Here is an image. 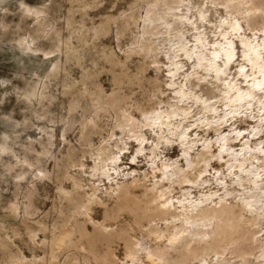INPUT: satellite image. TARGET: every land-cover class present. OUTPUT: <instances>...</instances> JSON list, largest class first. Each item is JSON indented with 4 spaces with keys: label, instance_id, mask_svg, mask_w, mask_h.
<instances>
[{
    "label": "bare ground",
    "instance_id": "1",
    "mask_svg": "<svg viewBox=\"0 0 264 264\" xmlns=\"http://www.w3.org/2000/svg\"><path fill=\"white\" fill-rule=\"evenodd\" d=\"M214 1L212 0L213 6ZM224 1L231 7L234 6L230 0ZM23 10L36 16L48 13L46 7H26ZM211 15L209 7L197 6L195 0H167L161 5L154 4L147 9L143 23L137 21L135 14L124 22L127 27L135 25L138 28L129 47L123 50L124 60L112 50L104 51L106 58L120 66L126 77L129 76L125 68L128 61L144 49L151 52L158 47L167 60L169 77L165 84L172 93L167 100H161L157 107L147 108L141 104L143 100L140 103L136 101L137 98L134 99L125 92L122 81L119 80L116 83L119 86L111 90V99L105 105L113 110H122L124 120H117L118 126H128L138 141L131 161L137 163L138 154H142L149 159L148 168L123 166L122 153L125 154L129 142L122 140L121 136L120 139H114L112 135L101 136L98 142H94L93 136L97 129L93 128L98 124L97 117L99 118L101 107L89 124L80 129V139L84 146L79 149L80 154H77L78 149L74 146H70L61 157L54 154L53 148L57 145V133L54 129H42L39 137L30 135L31 138L21 144V158L6 140L0 144V157L8 154L19 158L18 161L15 160L26 166V172L32 173L33 178H49L53 173L57 184H61L62 180H68L71 184L65 186L63 183L60 189L65 201L54 209L60 226L52 236V241L46 243L44 239L37 240L46 256L57 258L54 252L60 242L72 251L71 254L68 253L64 264H128L121 261L116 253L115 243L122 240L125 257L133 261V264H189L191 259H198V264H264V235L258 233L255 238V234H250V228L264 225V135L250 139V135L255 136L264 127V114L261 113H264V34L248 35L244 30L247 25L244 27L241 18H232L230 14V18L220 19L219 31L215 28L219 32L218 38L214 36V39H210L208 25L213 21ZM259 17L253 11L244 15L245 22ZM107 21L108 19L101 21L90 30L97 34L105 28ZM42 24V21L37 23L38 26ZM187 30H194L191 32L192 39L187 35ZM217 32L214 33L218 34ZM58 36L59 33L56 32V39L60 37ZM47 38L53 39L55 36L50 34ZM36 41V37L32 36L24 41V46L32 52L42 51L46 55L53 52L41 49ZM157 55L152 59L156 68L160 61ZM181 55L190 61V69L180 59ZM234 65L236 68L233 71ZM59 66V62L54 61L47 76L56 75ZM141 69L144 68L141 66ZM156 79L155 83H158L159 80ZM37 81L31 84L25 94L28 101L32 102L35 98L33 86ZM127 82L129 85L130 82ZM74 86L75 83H71L66 91H77L73 89ZM153 88L151 90L154 94L163 93L160 85L156 84ZM102 89L99 84L96 85V90H89L84 85L78 91L98 96ZM255 107H258L261 114L254 113ZM135 109L140 112V117L134 114ZM245 116L258 121L251 125L248 135L244 134L248 127L236 126L237 119ZM229 120L233 121L226 130L224 126ZM195 126L203 127L206 134L209 130L215 131V139L201 134L198 129H194ZM144 127L150 128V136ZM65 132L63 129L64 140ZM121 135L123 137L122 133ZM240 137V147H236L235 141ZM173 141L180 145L181 160L160 154L161 144ZM92 145H96L93 155L89 151V146ZM87 154L93 161L88 177L78 173L81 170L67 172L68 167L83 169ZM49 155L54 160L53 171L47 166L46 169L38 166L44 164ZM31 157L33 159L29 161ZM213 158L219 159L218 162L220 159L225 161V173L221 170L222 165L219 166L221 171L213 165ZM210 168L214 169L213 179H216L217 188L208 186L200 189L198 195L195 194L193 186L198 188L211 180L207 176L211 173ZM95 176L105 177L109 184L100 185L98 181L96 184L91 179ZM185 183L190 186H184ZM176 185L181 189L179 195L174 194ZM35 192L36 185L32 184L26 194L29 207L33 204ZM82 208L85 210L84 216L78 218L76 213ZM155 215L173 226L174 231L164 234L157 233L158 230L152 228L144 232ZM89 222L92 223L91 226ZM245 225L249 228L246 231ZM135 230L154 234L152 242H149V246L138 258L131 252L139 235H133L132 231ZM29 234L32 239L37 235L33 230ZM7 238L4 237L1 241L3 255L6 257L0 264L46 263V258L38 260L35 255L28 258L25 254H20L22 250L20 253L14 251L10 238ZM249 242L257 247L258 254L256 252L251 255L252 252L244 251ZM56 262L53 264H57Z\"/></svg>",
    "mask_w": 264,
    "mask_h": 264
},
{
    "label": "rangeland",
    "instance_id": "2",
    "mask_svg": "<svg viewBox=\"0 0 264 264\" xmlns=\"http://www.w3.org/2000/svg\"><path fill=\"white\" fill-rule=\"evenodd\" d=\"M166 1L167 0H0V144L6 140L10 145H13L12 147L20 157L23 156L21 144L27 142V140L31 138L30 135H32V137H39L42 134V129H54L57 133V145L53 148L54 154L61 157L67 153L70 146H74L78 149L77 154H80L79 149L84 147L80 139V129L83 128V125L89 124L92 120V116L95 115L97 111H99L97 109L101 107L102 110L98 112L99 118L97 117L98 124L93 128L97 129V133L93 136L94 142H98L101 136L108 137L112 135L114 139H120L119 137L121 136L122 140L129 142L125 154L122 153V156H124V165H122L124 167L136 166L148 168L149 159L142 154H138L137 163H132L131 161L138 141L135 139V133L128 126H118L117 120H124L122 110L120 108L113 110L108 107L109 105H105H107V101L111 99L109 95L111 90L119 86L116 84L119 80L122 81L125 92L131 94L134 99L137 98L138 100L136 99V101L140 103L143 100L141 104L145 105L147 108H151L152 106L157 107L161 100H167L170 95H172L171 89L165 84L169 77L167 74V60L158 47L151 52L144 49L134 54L128 61L125 68L128 70L129 76L126 77L120 66L114 65L106 58L104 51L112 50L117 57L124 60L125 53L123 50L129 47L132 38L138 31L137 26L132 25L127 27L124 22L128 17L135 14L137 21L143 23L144 15L149 7L154 4L161 5ZM195 1L197 6L209 7L212 11L211 20L213 21L208 25V37L210 39L218 38L219 32H217V30L220 29L218 27L220 19L222 21L227 17L241 18L242 21H240L243 26L245 27L247 25L244 30L248 35L256 34L261 36L262 34L263 36L264 34V0H230V3L234 4L233 7L224 0H213L215 2L214 6L212 0ZM210 4L212 6H210ZM24 7H46L48 13H41L37 15V17L23 10L25 9ZM216 9L217 11H215ZM252 11L253 14L260 15V17L250 20V22L247 21L248 23L245 22L244 15L252 13ZM214 12H216V14ZM228 15H230V17ZM38 18H40L43 24H46L40 25L41 27L38 26L37 23L41 22ZM107 19L108 21L105 28L100 30L97 34H94V32L90 30L94 25H99L101 21ZM212 24H214V26ZM215 28L217 30H215ZM193 31L194 30H189L187 32V35L189 37L191 36V39L193 38L191 34ZM56 32H58L60 36H58L59 38L57 39ZM50 34L52 37L55 36V38L48 39L47 37ZM32 36L36 37L37 45L41 47V49L53 52L46 55L43 54L42 51L32 52V50L30 51V49L26 48L24 46V41L30 39ZM238 45L240 54L241 48L239 43ZM156 54H158V60L161 61L158 63V68H156L152 60L153 56ZM180 59L186 64V68L190 69V61L184 58L183 55L180 56ZM54 61L59 62V71L56 75L48 77L47 75ZM142 64H145V66ZM141 66L144 69H141ZM235 68L236 65L233 66V71ZM155 79L159 80L157 81L158 83H155ZM36 80L38 81L33 86L35 98L31 102L26 99L25 94L31 87V84ZM127 81L130 82L129 85ZM71 83H75L73 89L77 91L69 93L66 89ZM154 83L155 85L158 84L161 86L163 93L154 94ZM98 84L103 87L102 92L98 96L90 94L89 92L81 93L78 91V89H81L84 85L87 86L89 90H96V85ZM151 88H153V90H151ZM152 94H154L153 99H151ZM146 99H149V101H144ZM254 113L257 115L261 113L264 114L263 112H258V107H255ZM134 114L137 117L141 116L140 112L136 109L134 110ZM232 121L233 120H229L224 126L226 130L230 128ZM254 122L258 123L256 118L245 116L244 118L237 119L236 126L238 125L240 128L248 127L249 129L247 128L244 132V134L248 135V131L252 129L251 125L255 124ZM263 123L264 122H262V124ZM137 128L139 129V127L136 126V129ZM63 129L66 130V140L62 137ZM143 129H145L148 136H150L148 130L150 128L144 127ZM194 129H198L201 134L211 136L215 139V131L209 130L206 134L201 126H195ZM262 129L263 131H260V133H257L255 136H253V134L250 135V139H257V137L263 136L264 127H262ZM241 137L235 141L236 147H240ZM92 147L93 145L89 146V151L93 155L96 145H94V149ZM160 150L161 155L166 154L167 156L179 160L182 158L180 145L176 141L161 144ZM50 156L51 155L46 158L44 164L38 166L44 169H46L47 166L53 171L54 160L53 157ZM15 159L18 161L19 158H13L8 154H3L2 157H0V263H2L4 257H6L3 255L4 249L1 241L4 237H8L10 238V243L12 242L11 244L14 251L17 250L20 253V250H22L20 254H25L28 258H32L35 255V258L38 260L46 258L45 264H53L56 260H59V262H56L57 264H64L67 255L72 252L70 249H66L65 244L63 246L59 242V246L54 252L57 258L55 256L50 258L45 255L41 244L37 243V240L44 239L46 243L52 241V236L60 226L58 223L59 220L57 221L56 218L57 211L54 209H56L59 203L65 201L60 189L63 187V183L65 186H70L71 184L68 180H62L61 184H57L53 173L49 178L43 177L35 179L32 173L26 172V166L21 165L20 162L18 163ZM32 159L33 157L29 158V161ZM218 160L217 158H213V165L219 170V166L222 165L220 166L223 168L221 170L225 173L227 171L225 167L227 164L224 163L225 161L223 159H220L219 162ZM84 162L85 166L83 169L68 167L67 172H78L81 170L78 173H82L85 178L88 177L87 173H89L93 163L89 154L86 155ZM13 165H15L14 168ZM82 170L86 173H83ZM210 171L211 173H207V176L211 179L209 183H206L204 186H198V188L197 186L192 187L195 194L198 195L200 189H206L208 186L217 188L216 179H213L214 169L210 168ZM41 175L44 176L43 173ZM101 178V176H95L91 179L96 181V184L97 181L100 185L109 184L105 177ZM32 179L33 182H31ZM148 183L149 182H147V185ZM32 184L36 185V192L33 198V204L29 207L27 205L28 200L26 199V194ZM87 184L90 183L87 182ZM183 185L190 186L186 183ZM179 188V185H176V190H174L175 195L180 194L181 189ZM84 211L85 210L82 208L80 212L76 213L77 217L83 218ZM100 217H102V214ZM151 219L144 228V232L152 228H156L158 230L157 233L164 234L174 231L173 226L159 219L156 215ZM166 223L169 227H167ZM88 224L91 226L92 223L89 222ZM245 227L244 230L249 229L246 225ZM263 227L256 226L250 228V234H255V238L258 233V235H264ZM31 230L37 234L35 239H32L29 234ZM257 230L260 231L253 233ZM144 232H140L139 230L132 231L133 235L139 234L131 249V252H133L134 256L137 258L138 255L149 246V242H152L151 239L154 236L153 233L146 234ZM117 243H115V249L121 261L133 264V261H129L128 257H125L124 241L118 240ZM251 244L252 243L249 242V244L245 246L244 251L252 252L251 255H255L256 252L258 254L257 247H255L254 244L251 246ZM239 251L241 253L243 252L241 250ZM236 253L238 254L239 252ZM241 253H239V255ZM30 254L32 256H30ZM209 256L211 257L212 254ZM197 260L198 259H191L189 260V264H198Z\"/></svg>",
    "mask_w": 264,
    "mask_h": 264
}]
</instances>
